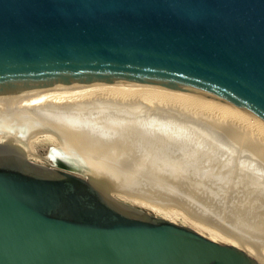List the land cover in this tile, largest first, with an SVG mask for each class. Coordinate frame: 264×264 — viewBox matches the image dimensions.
Masks as SVG:
<instances>
[{
    "label": "water",
    "instance_id": "95a60500",
    "mask_svg": "<svg viewBox=\"0 0 264 264\" xmlns=\"http://www.w3.org/2000/svg\"><path fill=\"white\" fill-rule=\"evenodd\" d=\"M148 84L264 121V0H0V95ZM0 136V264H262L120 198L75 159L52 169Z\"/></svg>",
    "mask_w": 264,
    "mask_h": 264
},
{
    "label": "bare ground",
    "instance_id": "6f19581e",
    "mask_svg": "<svg viewBox=\"0 0 264 264\" xmlns=\"http://www.w3.org/2000/svg\"><path fill=\"white\" fill-rule=\"evenodd\" d=\"M210 102L148 84L37 88L0 95V136L59 144L65 160L116 178L134 195L120 199L169 221L176 212L160 209L161 182L199 193L229 225L210 233L251 245L264 263V131L258 119L252 125L245 116V124L244 115Z\"/></svg>",
    "mask_w": 264,
    "mask_h": 264
},
{
    "label": "rangeland",
    "instance_id": "374dc122",
    "mask_svg": "<svg viewBox=\"0 0 264 264\" xmlns=\"http://www.w3.org/2000/svg\"><path fill=\"white\" fill-rule=\"evenodd\" d=\"M105 84H109V83H105ZM134 84H137V83H134ZM193 94H196V93H193ZM200 96L205 97V95H202V94H200ZM206 97H207L208 101L209 102L212 101L214 103V105L220 104L223 108H226V106H227L226 109L230 110V112H231V110H233L234 112H237L238 116H239V114L244 115L243 116L244 121L246 119L245 118V116H246L248 120L252 121V125L254 124L253 122L257 121L256 119H258V121H260L259 122L260 124H258V125H260V127L257 126V128H259L261 132H262V129L264 131V128H263L264 121L262 119H260L259 117L255 116L249 112H246V111H244V110H242V109H240L234 105L224 103L219 99L213 98V100H214L213 101L212 97H208V96H206ZM212 102H210V103L212 104ZM241 115L239 117H242ZM248 120L244 123L245 124L248 123ZM261 127H262V129H261ZM57 147L60 148V145L59 144L55 145L54 143H51V142L46 141V140L39 141V142H32V143H30V149L32 150V154L30 155V158L34 162H38L40 164L48 165L49 162L51 163L50 160L46 159L50 155L49 151H51L52 148L55 149ZM61 156L65 159L62 151H61ZM145 179L148 181L152 180L154 182V179H152V178L147 177ZM160 185L161 186L157 187L158 190L155 189L157 192L160 191V192H158V194L161 196V199L159 200V204L162 206H161V208L160 207H158V208L164 209V210L173 209L176 212L175 215H173V218L168 217L169 219H171L170 220L171 222H174V223L180 224L182 226L191 228L196 232L198 231V233H200L201 235H203L207 238L211 236L214 241H216L220 244L231 245L229 242L230 238L227 237L225 234L223 235V232L217 230V232L210 233L211 229L214 227H218L220 229L227 228V226L229 227V225L226 224L225 220L221 219V215L218 213V210L214 207V203L212 201L200 200V194L199 193L196 194V197H195V195L193 196L191 194H188L189 191L186 189L180 190L178 187H175V188L172 186L169 187L165 183H162V182L160 183ZM162 190H163V192H162ZM179 196L182 200H180ZM183 200H185V201L183 202ZM126 202L130 203L129 201H126ZM130 204H132V203H130ZM132 205L137 207V208H140L142 210H145L146 212L150 213L153 216L162 218L161 214L159 215L155 212H152L150 209H147V208L135 205V204H132ZM196 211H197V213H196ZM194 212H195V214H194ZM165 220H167V219H165ZM215 221H218V223L219 222L220 223L217 225L215 223ZM221 225L223 227H221ZM237 242L238 241H236V245H237L236 247L240 248L241 250L245 251L246 253L252 252L253 253L252 257H254L256 259L258 258V257L254 256L255 249L251 245L249 246L247 244H243V243L241 244L240 242H238V243ZM259 260H260V263L264 264L260 258H259Z\"/></svg>",
    "mask_w": 264,
    "mask_h": 264
},
{
    "label": "flooded vegetation",
    "instance_id": "af4514ba",
    "mask_svg": "<svg viewBox=\"0 0 264 264\" xmlns=\"http://www.w3.org/2000/svg\"><path fill=\"white\" fill-rule=\"evenodd\" d=\"M49 152H50L49 153L50 155L46 159L50 160L51 163L49 162L48 165H44V164H42V165L49 167V168H52V169H63L61 166H65L64 164L66 163V160L61 156L60 148L59 147H57L55 149L52 148L51 151H49Z\"/></svg>",
    "mask_w": 264,
    "mask_h": 264
}]
</instances>
